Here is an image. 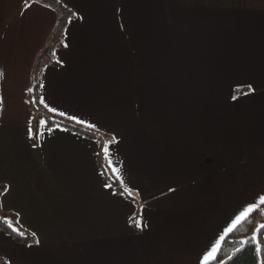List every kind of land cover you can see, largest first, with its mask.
<instances>
[{"label": "crops", "instance_id": "0c3cea01", "mask_svg": "<svg viewBox=\"0 0 264 264\" xmlns=\"http://www.w3.org/2000/svg\"><path fill=\"white\" fill-rule=\"evenodd\" d=\"M60 1L74 13L41 99L95 125L135 199L98 140L46 121L32 143L28 92L59 14L0 0L1 207L37 239L0 229V259L199 264L264 196V0Z\"/></svg>", "mask_w": 264, "mask_h": 264}, {"label": "trees", "instance_id": "16d2710c", "mask_svg": "<svg viewBox=\"0 0 264 264\" xmlns=\"http://www.w3.org/2000/svg\"><path fill=\"white\" fill-rule=\"evenodd\" d=\"M38 2L47 7H50L58 12L59 18L58 23L55 27L54 32L49 37V40L42 50L40 56L37 59V63L34 67L33 85L28 92V103L33 112L32 128L35 135L31 137L33 144H37L39 138L40 122L47 121L49 124L55 126L60 125L87 136L92 139H96L100 143V165L107 176L108 180L114 186L118 193H122L131 200L135 198L128 194L124 189L125 187L115 177L111 166L108 162L107 154L105 153L106 142L102 133L96 128H89L87 124L81 125L68 119L67 116H60L57 112L49 111L48 107L41 102V84L42 75L47 64H59L56 59V51L58 48L65 46L64 40L67 30V22L69 16L73 15V11L60 0H28V2ZM0 189V229L7 232L16 241L20 243H31L36 241V237L31 232L24 229L19 224V216L15 213L7 214L2 211L1 197L6 191L5 186H1ZM261 220H264V204L258 206L257 211L253 212L250 218L239 225L232 233H230L225 240L222 242L221 251L218 254V262L223 260L226 264H259V256L255 252V241H251L247 245H241L240 241L249 240L254 233ZM132 224L139 228V217L136 215L131 219ZM9 224L11 226H9ZM262 247H264V230H262L259 237ZM240 249V251H236ZM264 254V253H262ZM0 264H6L5 261L0 259Z\"/></svg>", "mask_w": 264, "mask_h": 264}, {"label": "snow or ice", "instance_id": "6c2138e0", "mask_svg": "<svg viewBox=\"0 0 264 264\" xmlns=\"http://www.w3.org/2000/svg\"><path fill=\"white\" fill-rule=\"evenodd\" d=\"M3 75H4L3 72L0 71V77H3ZM41 102H43V101L41 100ZM2 104H3V99L0 98V107H2ZM45 107H48V105L45 104ZM49 111L56 112L57 110L55 108H49ZM59 115L65 116L66 113L61 111V112H59ZM68 119L74 121L75 123L81 124V125L86 124V122L84 120H81L76 116H69ZM40 123L42 126H46V121H41ZM87 127L95 128V125L94 124H87ZM29 133H30V135H33V136L35 135L34 133H32L31 129H29ZM104 151L107 154L108 149H105ZM114 171L118 174L120 172L119 169H114ZM121 183H123L122 180H121ZM124 190L126 192H128V194L130 196L132 195V190L130 188L125 187ZM260 204H264V196L260 197ZM257 209H258V205L255 201H253L246 208H244L243 211H241L239 213V215H237L232 220L231 224L224 229L223 235H220L219 239L215 240L214 243H211L210 248L205 250V252L202 255V259L199 261V264H226V262L223 260H220L218 262V254L221 251L222 242L225 240V237H227L230 233H232L235 229H237V227L239 225L246 222L250 218L252 213L257 211ZM9 226H11V225L9 224ZM262 230H264V224L257 226L256 232L254 233V235L249 240L240 241V244L242 246L249 244L251 241H255V244H256L255 252L260 257L259 258V264H264V254H262V253H264V247H262V245L260 243V239H259ZM236 251L238 252V251H240V249H237Z\"/></svg>", "mask_w": 264, "mask_h": 264}, {"label": "rangeland", "instance_id": "374dc122", "mask_svg": "<svg viewBox=\"0 0 264 264\" xmlns=\"http://www.w3.org/2000/svg\"><path fill=\"white\" fill-rule=\"evenodd\" d=\"M65 42H66V38H65V40H64V43H65ZM64 49H66L65 46L62 47V50H64ZM108 139H109V138H108ZM104 140H106V138H105ZM0 189H2L1 185H0ZM261 224H264V220H261V221L259 222L258 225H261Z\"/></svg>", "mask_w": 264, "mask_h": 264}]
</instances>
